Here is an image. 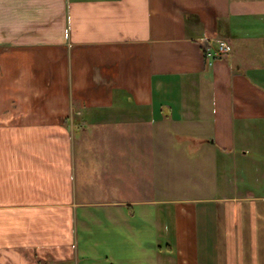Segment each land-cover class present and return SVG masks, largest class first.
Instances as JSON below:
<instances>
[{
	"label": "crops",
	"instance_id": "1",
	"mask_svg": "<svg viewBox=\"0 0 264 264\" xmlns=\"http://www.w3.org/2000/svg\"><path fill=\"white\" fill-rule=\"evenodd\" d=\"M90 129L136 150L89 156ZM169 129L211 168L165 201ZM117 162L129 197L79 201L120 193L79 177ZM0 264H264V0H0Z\"/></svg>",
	"mask_w": 264,
	"mask_h": 264
},
{
	"label": "rangeland",
	"instance_id": "2",
	"mask_svg": "<svg viewBox=\"0 0 264 264\" xmlns=\"http://www.w3.org/2000/svg\"><path fill=\"white\" fill-rule=\"evenodd\" d=\"M74 139L77 141H81V143L84 144L86 147V154L89 156H125L130 155L131 152H133L136 149H132L130 147H126V141L125 136L126 133L122 132H108V130L102 131H93V130H77L74 131ZM163 136H160V134H157L156 132L150 131L149 133H146V136L148 137V140H150V144L152 141H155V139H159L161 141L163 139L164 146L160 148H155L159 150V155L163 157L162 163L158 165H152V167H155L154 172H157L155 175L158 177V181L160 182V187L164 190H161L162 193L160 196H156L153 198H160L165 201H172L173 199L177 198H185L183 195L185 192L190 193L192 188L195 185H204L205 183H208L206 180V176L204 179V175L208 173V169L211 168V165L208 163H199L194 162V160L199 158L197 154L199 151H195L196 149L192 148H173L170 147L168 144V141L173 140V135H176L174 137L175 142L180 138V134L183 135V133H175L171 129H169V132L162 133ZM187 135V133H185ZM143 135V134H142ZM157 135L159 137H157ZM179 136V137H178ZM81 137L83 138V141L81 140ZM139 138V137H138ZM182 138V137H181ZM161 139V140H160ZM166 141V143H165ZM129 142L128 144H130ZM123 145V146H122ZM130 146V145H129ZM150 152L152 151L151 148H149ZM76 151L78 152V149L76 148ZM135 152V151H134ZM179 153L180 159H183L180 161L176 155ZM153 154L150 153V157ZM176 157V158H175ZM200 159V158H199ZM176 160V161H175ZM180 161V162H179ZM204 162H207V160H204ZM80 166V165H79ZM128 165L125 164H119L117 163H106V164H94L90 163L87 166V169L79 173V177H84L85 180L80 179L82 181V185L85 188V191H89L93 187H101L106 188L111 184L117 185V192L118 195L116 196H92V195H86V196H80L78 197V200H82L84 202H98V201H104L109 202L112 199L116 200H125V197H129L126 195L127 189L125 190V186L128 185L129 180H131L133 183L139 184V176L140 174H137V171L139 172L141 169L140 164H133L131 167L132 172H134L131 176H126V174L130 173L131 169H126L125 167ZM100 168V170L98 169ZM125 168V169H124ZM208 168V169H207ZM126 173V174H125ZM213 175V174H212ZM115 176L119 177H125L122 179L118 178V181L112 180L111 178ZM204 180V183L203 181ZM79 181V180H77ZM214 181V180H212ZM120 185V187H118ZM180 194H175V193ZM136 193V192H135ZM137 194V193H136ZM181 196V197H180ZM134 198L138 199H145L149 196L143 195V197L140 195L133 196ZM169 207V206H166ZM16 221V214L13 218ZM5 220L6 223L9 225L7 228V231H10L12 234L15 235L16 230V222L14 224H9L7 220V213L5 214ZM11 225V226H10ZM165 247H167V244L165 242Z\"/></svg>",
	"mask_w": 264,
	"mask_h": 264
},
{
	"label": "built area",
	"instance_id": "3",
	"mask_svg": "<svg viewBox=\"0 0 264 264\" xmlns=\"http://www.w3.org/2000/svg\"><path fill=\"white\" fill-rule=\"evenodd\" d=\"M232 50H233V46L229 41H227L226 39H218L215 47L211 45L206 47L205 53H206V57L212 60L218 57H223L225 55H228L232 52Z\"/></svg>",
	"mask_w": 264,
	"mask_h": 264
}]
</instances>
